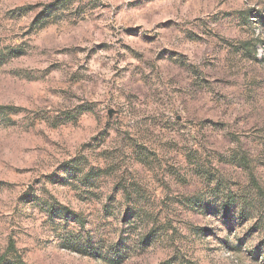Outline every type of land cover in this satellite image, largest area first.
Instances as JSON below:
<instances>
[{"label": "rangeland", "instance_id": "rangeland-1", "mask_svg": "<svg viewBox=\"0 0 264 264\" xmlns=\"http://www.w3.org/2000/svg\"><path fill=\"white\" fill-rule=\"evenodd\" d=\"M0 264H264V0H0Z\"/></svg>", "mask_w": 264, "mask_h": 264}]
</instances>
